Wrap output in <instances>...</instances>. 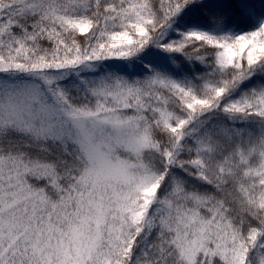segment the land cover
<instances>
[{
	"label": "snow or ice",
	"instance_id": "obj_1",
	"mask_svg": "<svg viewBox=\"0 0 264 264\" xmlns=\"http://www.w3.org/2000/svg\"><path fill=\"white\" fill-rule=\"evenodd\" d=\"M0 264H264V0H0Z\"/></svg>",
	"mask_w": 264,
	"mask_h": 264
}]
</instances>
